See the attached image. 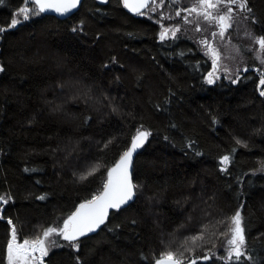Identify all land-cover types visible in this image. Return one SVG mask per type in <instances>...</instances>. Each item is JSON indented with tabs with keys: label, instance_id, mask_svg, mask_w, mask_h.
Returning <instances> with one entry per match:
<instances>
[{
	"label": "trees",
	"instance_id": "16d2710c",
	"mask_svg": "<svg viewBox=\"0 0 264 264\" xmlns=\"http://www.w3.org/2000/svg\"><path fill=\"white\" fill-rule=\"evenodd\" d=\"M23 3L0 0V196H11L0 210V264L13 225L18 241L38 237L99 194L138 129L150 135L133 161L134 200L78 249L57 239L44 264H155L168 251L185 263L264 264L259 63L208 84L211 62L192 38L162 41L158 23L122 0H82L65 19L40 13L9 27ZM247 7L251 35L264 37V0ZM239 207L246 258L229 261ZM201 232L196 247L189 238Z\"/></svg>",
	"mask_w": 264,
	"mask_h": 264
},
{
	"label": "snow or ice",
	"instance_id": "6c2138e0",
	"mask_svg": "<svg viewBox=\"0 0 264 264\" xmlns=\"http://www.w3.org/2000/svg\"><path fill=\"white\" fill-rule=\"evenodd\" d=\"M79 2L80 0H25L26 5H33V7L29 8L25 6L20 8L14 14L9 27L14 28L23 21L29 20L31 16L48 11H54L60 15L70 13L78 6ZM155 2L156 0H122L124 7L138 15H145L144 10L148 9L150 3L155 4ZM163 2L164 0H160L161 4ZM222 2L224 0H218V3ZM218 3H213L212 0H197V4L191 9H186V11H189L190 14L196 13L202 16L210 24H218L220 29L219 35L223 37L225 31L231 27L230 21L232 20L233 8L228 7L223 15H213L211 10L216 9ZM227 4L236 5L240 11L251 12V9L247 7V0H227ZM151 11H155V8H151ZM179 15L180 13L177 12V16ZM15 17H22V19ZM185 19L187 20V18ZM196 30L200 31L201 29L197 27ZM3 31L5 29L0 28V32ZM73 31H76V29H73ZM178 31V28L169 29L164 27L160 32V39L162 41L165 40L169 34L173 38H176ZM213 35H217V33H213ZM256 42L264 49V37L258 38ZM201 43L206 45V54L210 53L213 56V71L209 72L206 77L207 83L213 84L219 55L213 49L210 41L203 40ZM224 71H227V69H224ZM215 78L218 79L219 77ZM232 83H236V80H232ZM260 84L264 85V72L261 73ZM260 95L264 96V91H261ZM149 135L150 133L147 131L137 130L136 135L132 138L131 147L123 152L115 167L108 170V179L104 183V191L100 195L93 196L92 199L80 204L77 211L64 221L62 228L58 226L47 227L41 236L32 240L24 239L21 243L17 242V230L13 225L11 228V238L7 243V264H44L43 258L47 257L53 248L61 246L56 242L59 238L67 241L69 247L78 249V238L85 236L89 232H94L100 225L104 224L110 208L119 210L122 206L128 204V202L134 200L139 186L133 182V154L144 145ZM237 143H240V141L238 140ZM229 162V156L222 157V163L225 166ZM261 170H264V164L261 165ZM26 171L29 170L26 169ZM95 171L96 169L93 168L91 172L82 175L80 179H86L87 176L92 175ZM44 198L43 196L39 197V199ZM9 200H11L10 195L7 199L4 196H0V203H8ZM8 223L12 224L10 218L8 219ZM229 234L230 238L226 241L228 246L226 259L229 261H241V258L245 257L246 228L243 224L240 210H237L230 218ZM53 237L56 239H53ZM189 239L193 245L199 247L196 242L203 239V232ZM186 251L192 252L194 249L189 248ZM210 253L211 250L209 249V252L199 258L209 260L211 259ZM180 256L183 257V253ZM155 264H185V259H178L176 254L168 251L162 254ZM187 264H196V262L195 260H187Z\"/></svg>",
	"mask_w": 264,
	"mask_h": 264
},
{
	"label": "rangeland",
	"instance_id": "374dc122",
	"mask_svg": "<svg viewBox=\"0 0 264 264\" xmlns=\"http://www.w3.org/2000/svg\"><path fill=\"white\" fill-rule=\"evenodd\" d=\"M23 1L22 7H33V5H26L25 0ZM212 2L218 3V0H212ZM196 4L197 0H164L162 4L160 0H156L155 4L150 3L148 9L144 10L146 14L143 16L152 18L158 23L160 32L164 27L169 29L178 28L179 31L177 35L184 34L192 38L196 42L199 50H201L211 62V70L209 72L213 71V56L210 53L206 54V45L202 44L201 41H210L213 49L219 55L218 67L215 71V77H219L218 79L222 78L225 81L233 79L239 73V70L247 67L250 58L258 62L260 67L264 69V49H262L259 44L256 45V43H254L257 39L251 35L243 11H240L236 5L227 4V0L218 3V7L211 10L213 15H223L228 7L233 8L232 20L230 21L231 27H229L225 31L224 36L221 37L219 35L220 29L218 24H210L208 21H205L202 16L196 13L190 14L189 11H186V9H191ZM153 7L155 11H151ZM177 12L180 13L179 16H177ZM15 18L19 19L22 17ZM185 18H187V20ZM197 27L201 30L197 31ZM213 33H217V35H213ZM169 36L172 37L170 34ZM224 69H227V71H224ZM215 77L214 81L218 80ZM3 204L4 203H0V210ZM42 233L39 236H41ZM36 238L37 237H32L29 238V240ZM54 238L55 237H53V239ZM17 242L22 243L23 240L18 241L17 239ZM5 264H7V249Z\"/></svg>",
	"mask_w": 264,
	"mask_h": 264
},
{
	"label": "water",
	"instance_id": "95a60500",
	"mask_svg": "<svg viewBox=\"0 0 264 264\" xmlns=\"http://www.w3.org/2000/svg\"><path fill=\"white\" fill-rule=\"evenodd\" d=\"M81 2H82V0H80V2L78 3V6H77L75 9H73L70 13H66V14H64V15H60V14L54 12V11H48V12H45V13H46V14H49V15H52V16L54 15V16H56V17L59 18V19H65V17L70 16L71 14H73V13L76 12V9L80 6ZM97 2L103 4V3L106 2V0H97ZM122 4H123V3H122ZM123 6H124V4H123ZM125 8H126V7H125ZM127 9H128V8H127ZM128 10H129V12H131L132 14L134 13V12H132L130 9H128ZM135 14H136V13H135ZM142 131H143V130H142ZM131 142H132V141H131ZM131 142H130V144H129V145H130L129 147H131ZM129 147H128V148H129ZM139 149H140V148H139ZM139 149H137L136 152L133 154V161H134V158H135V154L139 151ZM121 155H122V154H121ZM121 155H120V156H121ZM119 159H120V157L117 159V161H116L113 165H111V166L109 167V169L115 167V165H116V163L118 162ZM132 172H133V167H132ZM107 179H108V171H107L106 181H107ZM103 191H104V187L101 189V192H100L99 194H97L96 196L100 195ZM84 202H86V201H84ZM84 202H82V203H84ZM82 203H80V204H82ZM130 203H131V201L128 202V204L122 206L121 208L128 206ZM80 204H79V205H80ZM79 205L73 210V212L69 215V217L72 216L73 213H75V212L77 211ZM239 208H240V207H239ZM111 210H114V209H111V208H110V209L108 210V213H109ZM240 212H241V208H240ZM108 215H109V214H108ZM69 217H68V218H69ZM107 218H108V216H107ZM107 218H106V220H107ZM106 220H105V221H106ZM102 225H103V224H102ZM102 225H100V226H99L94 232H89V233H87L85 236L79 237L78 239H80V238H84V237L89 236V235H94V234H96L97 231L102 227ZM185 264H187V263H185Z\"/></svg>",
	"mask_w": 264,
	"mask_h": 264
}]
</instances>
